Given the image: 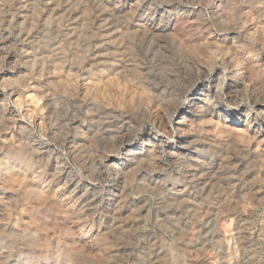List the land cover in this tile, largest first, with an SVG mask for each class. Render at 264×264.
<instances>
[{
  "label": "clouds",
  "instance_id": "clouds-1",
  "mask_svg": "<svg viewBox=\"0 0 264 264\" xmlns=\"http://www.w3.org/2000/svg\"><path fill=\"white\" fill-rule=\"evenodd\" d=\"M168 5L180 22L162 38L156 13ZM134 15L104 0H0V141L9 136L0 151L21 157L4 191L26 178L0 198V264L43 252L41 230L28 232L23 218L54 181L103 192L129 172L132 226L117 209L98 230L99 203H69L72 231L55 264H193L190 248L204 256L220 245L223 264H264V141L253 147L225 115L249 130L264 115V0H149L147 24L132 30ZM221 220L242 222L225 237Z\"/></svg>",
  "mask_w": 264,
  "mask_h": 264
},
{
  "label": "rangeland",
  "instance_id": "rangeland-1",
  "mask_svg": "<svg viewBox=\"0 0 264 264\" xmlns=\"http://www.w3.org/2000/svg\"><path fill=\"white\" fill-rule=\"evenodd\" d=\"M104 3L108 8L112 9L117 16L135 10V15L133 17L132 24L129 25V29L134 30L138 25L147 24V17H145L144 12L147 10L149 0H145L144 4H142L139 9H135L137 0H104ZM167 9V12H165L164 9H160L156 13V20L159 26L155 29V31L162 38H171L172 36H174L173 29L175 28L177 23L180 22V13L178 11H174L176 9V6L168 5ZM27 15L28 11L27 9H24L15 17V21L17 23H23L24 18ZM162 16L165 18L163 24L160 23V18ZM105 17H107V14H105ZM116 34H119L118 31ZM100 51L102 52L103 50ZM9 59H14V57L10 56ZM209 88H211V85H209ZM0 98H2V96H0ZM259 123L261 124V120L259 121L258 118L252 124L250 130L245 128L239 122V120L232 122L231 126L239 128L242 131H246L247 135L252 138V144L253 147H255L257 140L264 141V132L260 135V133H256L255 131ZM145 136L147 138V134H145ZM8 139L9 136L6 134L4 140L0 141V144L6 143ZM75 143H80V141H75ZM149 143H151V141H149ZM261 147H264V144H262ZM40 150L41 152H45L48 150V146L45 145L41 147ZM137 150L142 151V149H140L139 147L137 148ZM17 156V154L10 151H0V162L2 161L5 163L1 165L0 168V198H11L14 194L12 191L13 186L21 184L20 180L26 179L13 176L10 183L8 184L9 190L6 192L4 191V185L2 183L4 177H2V175L4 174L5 169L8 165L13 166L14 168H18L20 166L19 159H21V157L19 158V156ZM131 159L142 160L143 157H131ZM129 167H132V165H129ZM55 168L56 164L55 160L53 159L50 164V170L54 172ZM252 175L253 173H250L246 178L250 179ZM254 175L259 176L260 173H254ZM137 178L138 176L135 172H129L126 180H122L116 187L110 186L106 188L103 192H100L95 187L89 188L86 184L77 185L74 182L68 183L67 176L58 179V181H54L53 185L49 189V192L43 194V196L41 197L40 206L37 207L30 216L25 215L23 218V223L25 226H27L28 232H37L38 230H41L39 232V239L43 248V252L41 254H43L45 258L39 259L37 262L34 261L33 263H30L28 259H26L27 256L21 255L16 260V264H55V261L50 258L52 253L55 252L57 246L61 243V238L65 240L70 239V233L72 231V229L69 227V225H71L72 223V220L69 219L68 214L65 213V207L69 203H72L73 207L77 211L83 209L88 201L99 203L100 213L95 217L98 230H105L103 226L111 222L113 213H116L117 209H119L118 215L127 219L126 226H132L134 220L133 213L136 211V208L139 206V204L122 200V192L126 183L134 182ZM65 185H67V187H65ZM240 192L241 187L238 185L236 194L239 195ZM70 193H74L75 195L71 197V199L65 200L64 198L69 197ZM131 199L132 198H129V201H131ZM213 210L214 208L210 206H206L204 209L206 213ZM3 212L4 206L0 205L1 225L3 221ZM11 215L12 212L11 209H9V218H11ZM17 219H19V217H17ZM243 219H247V216H245ZM238 222H242V220H221L220 227L223 231V235L225 237L229 236L230 233L235 229ZM216 239L217 241H219V235L216 237ZM76 243H83V241L77 239ZM227 244L230 246L231 241H227ZM189 251L194 253L193 264H223V245H220V251L208 247L204 256H201L199 252H196L194 248H190Z\"/></svg>",
  "mask_w": 264,
  "mask_h": 264
},
{
  "label": "bare ground",
  "instance_id": "bare-ground-1",
  "mask_svg": "<svg viewBox=\"0 0 264 264\" xmlns=\"http://www.w3.org/2000/svg\"><path fill=\"white\" fill-rule=\"evenodd\" d=\"M220 85H219V78H218V80H217V82H216V84H215V87H219ZM214 86L213 85H211V88H213ZM259 111H261L262 113H264V109H259ZM225 115H227L228 116V118L232 121V122H235V121H238L239 120V114L238 113H236L235 111H233L232 113H225ZM245 119H247V117H244ZM259 118V121L261 120V124L259 123V125H258V127L255 129V131H256V133H260V135L261 134H263V132H264V115H261V116H257L256 117V119H258ZM255 119V120H256ZM244 131V130H243ZM18 157V156H17ZM20 158V157H19ZM17 159V158H16ZM20 161H21V159H19ZM6 163H8V162H6ZM20 163V162H19ZM3 164H5L4 162H0V168H1V165H3ZM8 165V164H7ZM20 167V166H19ZM14 167L13 166H7L6 167V169H5V172L6 171H8V170H10V169H13ZM4 172V173H5ZM2 177H4V174L2 175ZM0 178H1V176H0ZM15 178V177H14ZM18 178V177H17ZM23 179V178H22ZM18 180V179H17ZM24 180L25 179H23V180H20V182H21V184L24 182ZM17 182V181H16ZM19 182V183H20ZM1 225V224H0ZM2 226V225H1ZM48 257V256H47ZM43 258H45L44 257V255L43 254H41L40 256H38L37 258H35L34 260H31L29 257H27L26 259H28V261L30 262V263H33L34 261H38L39 259H43ZM48 259V258H47ZM46 259V260H47ZM46 263V262H45ZM47 263H50V262H47Z\"/></svg>",
  "mask_w": 264,
  "mask_h": 264
}]
</instances>
